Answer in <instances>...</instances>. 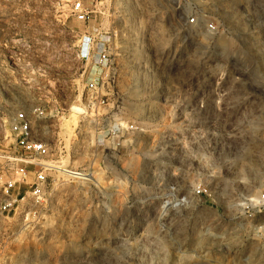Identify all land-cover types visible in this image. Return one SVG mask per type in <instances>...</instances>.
I'll return each instance as SVG.
<instances>
[{
	"label": "rangeland",
	"instance_id": "1",
	"mask_svg": "<svg viewBox=\"0 0 264 264\" xmlns=\"http://www.w3.org/2000/svg\"><path fill=\"white\" fill-rule=\"evenodd\" d=\"M192 6L102 0L84 25L59 0H0V170L16 114L44 112L50 149L41 198L0 216V264H264V210H243L264 193V0H202L209 34ZM98 28L113 41L96 99Z\"/></svg>",
	"mask_w": 264,
	"mask_h": 264
},
{
	"label": "built area",
	"instance_id": "2",
	"mask_svg": "<svg viewBox=\"0 0 264 264\" xmlns=\"http://www.w3.org/2000/svg\"><path fill=\"white\" fill-rule=\"evenodd\" d=\"M66 8L68 15L77 22L84 25H91L96 20V10L102 0H59ZM193 2L191 11L186 17V24L191 28L204 30V32L213 33L217 30L215 23L208 21L202 12V0H189ZM191 5V4H190ZM84 40L88 43L87 60L92 61L96 72L87 81L86 88L89 93L100 97L103 90L104 72L111 64L110 48L112 45V34L109 30L97 29L96 35L85 36ZM99 105H104V101H99ZM44 116L40 108L32 110L31 117L24 113L16 114L10 124L11 136L14 138L19 150V157L15 158L16 167L8 170H0V216L9 218L10 215L16 214L20 203L28 195L33 200L38 201L45 190L48 177L46 172L49 166L44 162L49 157L50 149L45 141L38 140L33 130L35 118ZM121 131L116 128L110 130L109 135L118 136ZM32 168L33 180L28 182ZM26 187L28 190L23 191ZM203 189H198V195H204ZM258 208V209H256ZM244 212L249 217H253L256 210H264V193L258 196V200H250L243 206Z\"/></svg>",
	"mask_w": 264,
	"mask_h": 264
},
{
	"label": "bare ground",
	"instance_id": "3",
	"mask_svg": "<svg viewBox=\"0 0 264 264\" xmlns=\"http://www.w3.org/2000/svg\"><path fill=\"white\" fill-rule=\"evenodd\" d=\"M71 111L73 113H76V114H83V112L79 108H72ZM62 171L64 173L70 175L71 177L78 179V180H88L87 175L77 173V172L67 171V170H62Z\"/></svg>",
	"mask_w": 264,
	"mask_h": 264
},
{
	"label": "crops",
	"instance_id": "4",
	"mask_svg": "<svg viewBox=\"0 0 264 264\" xmlns=\"http://www.w3.org/2000/svg\"><path fill=\"white\" fill-rule=\"evenodd\" d=\"M88 62H90L91 64H93V62L92 61H88ZM94 65V64H93ZM110 132V131H109ZM108 132V133H109ZM112 138H117V136H112Z\"/></svg>",
	"mask_w": 264,
	"mask_h": 264
}]
</instances>
